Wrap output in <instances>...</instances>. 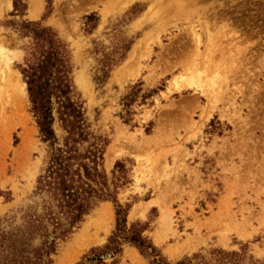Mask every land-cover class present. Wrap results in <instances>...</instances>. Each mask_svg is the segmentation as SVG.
<instances>
[{"label": "rangeland", "instance_id": "1", "mask_svg": "<svg viewBox=\"0 0 264 264\" xmlns=\"http://www.w3.org/2000/svg\"><path fill=\"white\" fill-rule=\"evenodd\" d=\"M24 22L65 46L75 98L107 144L103 170L115 184V164L127 172L117 194L127 226H147L171 264L215 248L264 264V0H0L6 231L32 206L49 157L21 74L34 51ZM115 224L114 204L99 203L57 241L51 264H77ZM114 264L150 262L125 244Z\"/></svg>", "mask_w": 264, "mask_h": 264}, {"label": "trees", "instance_id": "2", "mask_svg": "<svg viewBox=\"0 0 264 264\" xmlns=\"http://www.w3.org/2000/svg\"><path fill=\"white\" fill-rule=\"evenodd\" d=\"M14 8L17 10V4ZM23 25L33 39L34 51L21 74L49 157L21 224L9 231L0 228V264H51L57 241L67 238L99 203L107 201L115 206V229L105 245L90 249L77 264H109L107 259L114 264L125 244L136 248L150 264H171L143 235L147 226H127L128 206L117 201L118 189L127 183V172L115 164L122 171L116 179L118 186L109 182L103 170L107 144L91 130L82 103L75 98L65 46L52 29L32 22ZM56 123L63 132L61 137L55 133ZM174 264L260 263L245 248L240 252L215 248L207 255L195 253Z\"/></svg>", "mask_w": 264, "mask_h": 264}, {"label": "bare ground", "instance_id": "3", "mask_svg": "<svg viewBox=\"0 0 264 264\" xmlns=\"http://www.w3.org/2000/svg\"><path fill=\"white\" fill-rule=\"evenodd\" d=\"M167 1V0H166ZM170 1V0H169ZM135 49V48H134ZM135 52V51H134ZM9 61V59H8V57L4 54V53H2V51L0 52V62H5V63H7ZM3 64V63H2ZM10 64V63H9ZM2 66V65H1ZM0 68H2V67H0ZM1 70H3V69H1ZM4 72V71H3ZM108 158H109V156H108ZM112 216H113V214H112V211L111 210H109V212H108V215L105 217L106 218V220H112Z\"/></svg>", "mask_w": 264, "mask_h": 264}]
</instances>
